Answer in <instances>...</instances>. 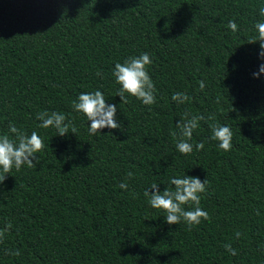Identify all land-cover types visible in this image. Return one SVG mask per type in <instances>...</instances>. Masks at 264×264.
Returning <instances> with one entry per match:
<instances>
[{
	"label": "trees",
	"instance_id": "16d2710c",
	"mask_svg": "<svg viewBox=\"0 0 264 264\" xmlns=\"http://www.w3.org/2000/svg\"><path fill=\"white\" fill-rule=\"evenodd\" d=\"M262 5L0 0V135L14 123L44 143L30 157L36 167L13 168L0 183V264H264V74L253 76L264 59L259 42L249 43ZM142 53L152 60L156 102L126 93L122 103L115 63ZM95 90L116 105L120 129L91 135V122L73 110L79 94ZM176 92L190 99L177 103ZM45 110L64 114L76 134L40 127L36 114ZM185 112L206 118L188 155L172 135ZM211 124L230 128V151L210 139ZM185 174L207 179L200 207L210 219L170 225L144 192L174 190L170 179Z\"/></svg>",
	"mask_w": 264,
	"mask_h": 264
},
{
	"label": "clouds",
	"instance_id": "9594fccd",
	"mask_svg": "<svg viewBox=\"0 0 264 264\" xmlns=\"http://www.w3.org/2000/svg\"><path fill=\"white\" fill-rule=\"evenodd\" d=\"M259 15L264 17V5L259 8ZM227 27L232 31H238V25L234 20L228 22ZM257 36L249 40V43L259 42L260 53L259 56L264 59V20L257 21L254 25ZM152 64V60L148 53H142L139 56H132L124 60L123 63H115L112 75L115 82L120 85L117 90V95L121 98L122 103H128V96L126 93L136 99L140 100L144 105H152L156 102L157 89L153 80L151 79L147 66ZM260 74H264V64L259 67V72L253 73V76L258 78ZM100 75V73H97ZM199 88L203 90L205 83L203 80L199 82ZM171 99L177 103H184L190 97L183 92H176ZM219 102V98L217 99ZM72 108L78 113H82L90 121L88 127L89 134L95 135L101 129L107 127L110 129H120L121 124L116 122L117 107L114 104H106L104 94L100 90L94 92L81 93L76 100L72 102ZM36 118L41 121L40 127H53L57 130L58 135L64 136L69 133L76 134L77 128L71 121L66 123L67 117L59 112L49 113L47 110L38 112ZM206 118L203 115H189L185 112L181 121L177 123V132H173L174 139H177L176 148L184 155L193 152V144L189 143L192 139V134L195 129L200 126V121ZM208 119H212L209 117ZM212 135L211 140L218 141V147L224 151H230L232 148V132L228 126H221L219 124H211ZM9 133L13 134L10 136ZM186 138V139H185ZM44 149V143L36 131L27 134L25 131L18 129L14 123H9L8 132L0 135V183L7 178L9 173L15 168L17 171L23 165L29 168H34L39 163H33L30 157H37L36 153ZM196 151L204 149V143L198 142L195 144ZM128 177L131 178L133 173L128 172ZM171 185H175L174 190L166 188L162 193L157 189V184L153 183L149 190H145L144 195L148 198L149 205L154 209H162L166 215V223L180 224L181 220L186 222L189 226L199 225L201 220H209V213L200 207L201 194L206 192L207 179L201 183L199 178L184 175L181 177H174L170 179ZM120 188L127 190L126 182L119 185ZM191 203L194 205L190 210H186L183 206ZM259 215V213H257ZM12 227L11 223L6 225V229ZM5 229L0 230V239L3 238ZM239 237L240 233L237 232ZM224 248L231 255H236V250L231 244H225ZM11 255H19V250L10 251Z\"/></svg>",
	"mask_w": 264,
	"mask_h": 264
}]
</instances>
